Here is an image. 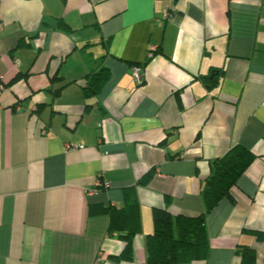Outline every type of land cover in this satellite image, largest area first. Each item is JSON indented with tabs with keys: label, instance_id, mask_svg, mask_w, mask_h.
Masks as SVG:
<instances>
[{
	"label": "crops",
	"instance_id": "1",
	"mask_svg": "<svg viewBox=\"0 0 264 264\" xmlns=\"http://www.w3.org/2000/svg\"><path fill=\"white\" fill-rule=\"evenodd\" d=\"M0 88V264H144L155 209L204 213L235 145L254 160L183 264H240L244 245L264 264V0H0ZM133 201L119 261L107 207Z\"/></svg>",
	"mask_w": 264,
	"mask_h": 264
},
{
	"label": "trees",
	"instance_id": "2",
	"mask_svg": "<svg viewBox=\"0 0 264 264\" xmlns=\"http://www.w3.org/2000/svg\"><path fill=\"white\" fill-rule=\"evenodd\" d=\"M59 26L68 29L67 23L60 20ZM109 78L106 69L92 72L85 81L84 94L88 101L98 92L102 84ZM210 82V75L202 77ZM254 153L242 145H235L225 155L212 161L211 172L206 180L203 196L206 211L198 215L180 213L173 216L165 208L154 211V231L147 238L148 256L144 264H183L206 258L209 251V237L206 226L207 213L222 198L229 196L238 178L254 160ZM151 175V174H150ZM150 179H143L147 183ZM112 220L110 231H119L124 239L123 251L116 260L133 258V238L141 229L139 204L129 202L125 207H107ZM241 256L240 264H255L256 251L250 246L238 249Z\"/></svg>",
	"mask_w": 264,
	"mask_h": 264
},
{
	"label": "built area",
	"instance_id": "3",
	"mask_svg": "<svg viewBox=\"0 0 264 264\" xmlns=\"http://www.w3.org/2000/svg\"><path fill=\"white\" fill-rule=\"evenodd\" d=\"M169 15L168 13L166 15H164L165 18H167ZM162 24V23H161ZM149 57H151L153 55L152 51H150V53L148 54ZM133 69H134V74H135V77L138 81H141L142 80V76L140 74V67L135 65L133 66ZM2 92V88H0V93ZM0 204H1V198H0Z\"/></svg>",
	"mask_w": 264,
	"mask_h": 264
}]
</instances>
